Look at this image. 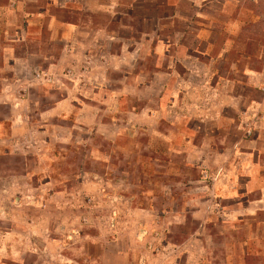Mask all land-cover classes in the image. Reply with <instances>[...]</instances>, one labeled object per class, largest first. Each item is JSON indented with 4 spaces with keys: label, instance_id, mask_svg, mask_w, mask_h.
<instances>
[{
    "label": "rangeland",
    "instance_id": "374dc122",
    "mask_svg": "<svg viewBox=\"0 0 264 264\" xmlns=\"http://www.w3.org/2000/svg\"><path fill=\"white\" fill-rule=\"evenodd\" d=\"M19 1V17L23 9L42 4ZM212 1L202 10L183 1L176 23L169 18L159 27L160 37L173 44L149 39L140 54H134L135 42L154 34L156 24L145 15H162L160 9L153 12L165 9L160 0L138 1L134 17L139 22L124 15L123 22L110 25L126 42L104 37L84 51L70 47L73 52L65 58L60 57L66 44L59 30L41 27L40 33L35 26L34 41L10 42L0 21L2 46L34 66L20 65L15 72L3 59L0 67V115L12 117L10 104L18 101V120L25 119L33 130L9 141L0 177L13 173L36 188L46 178L52 182L39 205L50 211V239L57 246L43 249L42 239L35 237L36 249L24 254L26 264H103V259L118 264L110 224L122 221L119 214L124 217L121 240L127 247L134 244L140 236L131 222L127 226L131 208L154 211L157 221L146 238L150 250L195 235V249L204 255L201 264H237L241 244L253 238L251 248L260 249V241L264 246V87L250 82L251 71L264 73V0ZM16 15L4 10L0 18L6 22ZM235 19L241 31L231 26ZM197 27L209 41L195 39ZM125 43L131 55H110ZM224 48L230 51L221 57ZM27 50L44 57H27ZM54 61L57 65L50 67ZM172 66L173 72L156 74ZM191 67L198 73L192 74ZM208 68L214 69L213 88L204 87ZM10 123L2 124V132ZM227 177L236 179L237 188L225 185ZM33 192L37 196L40 190ZM201 207L204 213L193 217ZM249 208L259 211L250 214ZM25 212L18 210V217H26ZM8 219L0 217V227L9 226Z\"/></svg>",
    "mask_w": 264,
    "mask_h": 264
},
{
    "label": "crops",
    "instance_id": "0c3cea01",
    "mask_svg": "<svg viewBox=\"0 0 264 264\" xmlns=\"http://www.w3.org/2000/svg\"><path fill=\"white\" fill-rule=\"evenodd\" d=\"M39 4L42 1V4L38 6V9L32 10L30 8L23 9V13L21 17L18 16V13L22 7L19 0H10V4H3L0 1V14L4 10L11 12L12 14H17L16 17H10L8 20L4 18H0L2 25L6 31V40L10 42H18V41H26V43L30 41H34L36 39L35 33V26H40V33L41 27L44 29L47 27L48 31L51 33H55L59 30L60 35L59 38L65 42V47L62 53L60 54L61 58L67 57L73 51L70 47L74 48L73 50H81L88 48V45L98 46V44L106 37L107 39L110 38V41L116 40H123L126 42V39L121 38L115 31L110 29V25L117 24L122 20L124 15L133 16L132 19L140 21L138 17H134L135 14H139L137 10V3L138 1L142 0H32ZM158 1V0H152ZM183 1H189L190 7L193 10L197 9H204L206 6L211 5L214 3L212 0H160L162 4L165 5V9L157 7L154 9L153 12L161 11V14L156 15H145L146 19L154 20L155 28L153 30L154 34L146 33L144 37L136 41L135 43L138 44L137 50H135L134 54H137L142 51L145 47L146 42L149 39H157L160 43L167 42L168 46L170 47L173 43L171 38L162 39L159 34V27L161 26L162 20H166L171 18L173 20L172 23H176L177 16L179 15L180 8L182 7ZM181 3V5H180ZM225 2H223L224 4ZM225 9V8H224ZM52 10H59L62 13L68 14L66 17L57 16L55 13H52ZM137 10V11H136ZM170 10L172 13L168 15L167 12ZM84 13H86L84 17ZM137 16V15H136ZM149 16V17H147ZM83 17L85 18L83 21ZM4 19V20H3ZM20 19V20H19ZM144 19V18H143ZM142 19V20H143ZM240 19H235L234 23L231 26L234 27L235 31L240 29L242 30V24L239 22ZM197 24V23H196ZM193 24V25H196ZM225 26L226 23H223ZM222 24V25H223ZM173 25V24H171ZM206 28H213V25H205ZM221 26V24H220ZM12 29L14 30V34H12ZM197 33H195V39L199 41H209L210 38H206L205 35L202 34V27L195 28ZM221 29V28H220ZM89 32V37L86 33ZM178 32V31H177ZM208 33V32H207ZM206 33V34H207ZM0 36V67L2 66L3 59L6 62L5 65L11 71H18V67L20 65L26 66V69L29 68L31 70L34 69V66L26 65L24 63L23 57H19L18 54L15 53V50L4 48L2 46ZM89 38V39H87ZM38 39V38H37ZM90 41V44H89ZM130 41V40H128ZM69 47H68V46ZM212 45V44H211ZM228 48L222 49V52L219 56L226 57L228 52ZM126 43L122 45L120 51L110 53L111 56H129L133 53ZM206 56L211 57L212 54L209 52L204 53ZM27 57H40L43 54H34L33 50H27L26 53ZM59 61V59H58ZM58 61L51 62L49 64L50 67L56 66ZM192 74L198 73L196 68L191 67L188 68ZM207 69V68H206ZM173 72L172 68L169 70H158L156 74L165 73V72ZM175 71V70H174ZM208 73L206 76L208 80H204V87L206 88H213L212 85V78L214 75V69L208 68ZM253 74L250 79V82L255 86H262L264 87V81L261 79L264 77V73L262 72H254L251 71ZM261 81V82H260ZM221 84L224 82H220ZM219 83V84H220ZM229 85V84H228ZM227 85V86H228ZM220 86V85H218ZM187 87H189L187 85ZM191 88V87H190ZM229 88V87H226ZM264 89V88H263ZM229 92V91H228ZM228 98H232L231 95ZM233 98H237L236 95H233ZM7 99V98H6ZM8 101V100H7ZM4 102L3 98H0V104ZM227 102H224L225 105ZM61 104V103H60ZM13 111V116L4 118L0 115V158L4 155L5 157L7 154L10 153L8 151L9 141L13 138H22L28 137V135L32 131L27 126L25 119L21 121L18 120V108L19 103L18 101L12 100L11 104ZM59 105V103L57 104ZM6 121L12 122L10 123L9 131L6 133L2 132V124ZM260 152V150H259ZM252 181V180H251ZM225 185H233L232 189L237 188L238 182L236 179L234 180L232 177H227L225 179ZM252 183V182H251ZM40 187L36 188L29 183V181H20L18 175H10L5 177V180L0 177V195L4 196V200L0 198V217L2 218H9L11 224L7 227H0V264H26V259L24 258V254H28L29 251H33L36 249L37 245L35 244V237L42 239L43 241V249H47L50 251L52 246L55 247L56 243H53L50 239L51 230H52V222L50 211L43 206L45 203L42 202V207H40V199L46 198L43 193L45 192L52 182L50 179H44L40 183ZM234 185H236L234 187ZM27 188H34V190H40L37 196H34V190H28ZM61 196H67L66 191H58L57 192ZM264 194V189H263ZM245 199L250 206L252 207L255 203L251 201L249 196H246ZM241 198V197H240ZM3 201V202H2ZM5 204V205H4ZM6 205L9 206V210L5 207ZM32 207V208H30ZM26 208V209H22ZM202 209V210H201ZM256 209V210H254ZM248 209L249 213H253L257 210V208ZM264 209V207L262 208ZM18 210H23L26 213V217L23 216L20 218L18 217ZM204 210V207L197 208L193 211V217L199 218ZM131 214L126 215L128 217V224L127 226L134 225V229H139V239L136 240L134 244L127 247L126 243L121 240V235L124 236V229L126 227V219H123L120 214L114 213L118 215V218H121L122 221L120 223L112 222L110 224V230L112 231V239H110V244L114 245L117 248L116 252V261L118 264H201L202 260L200 258L201 253L194 245L195 235H193L190 239H187L185 243H172L164 241L162 246H157L156 249L150 250L147 246L146 238H148L147 234H149L152 230V223H156L154 211L151 209H130ZM208 215V214H207ZM235 217H242L241 212H234ZM118 218H113L112 221H117ZM151 224V225H150ZM70 233L72 230H69ZM165 233H163L164 235ZM198 238V237H197ZM252 239V240H251ZM200 240V239H199ZM251 242H245L241 244V248L243 249V254L236 258V263H246L247 259L250 260L251 264H255L256 260L259 259L260 264L264 263V246L263 243L260 241L261 248L253 249L251 248L252 244H254L255 240L253 238L249 239ZM193 241V242H192ZM57 246V245H56ZM103 248H106L105 244H101ZM114 248V249H115ZM44 252V251H43ZM45 253V252H44ZM50 253V252H49ZM187 254V255H186ZM106 256H110L109 252H106ZM184 256H186L184 261ZM202 257V256H201ZM108 258V257H107ZM204 258V255H203ZM255 258V259H254ZM201 260V261H200ZM104 259L102 260L104 264ZM47 263V262H46ZM44 262V264H46ZM105 264H110V260H106ZM115 264V263H114Z\"/></svg>",
    "mask_w": 264,
    "mask_h": 264
}]
</instances>
